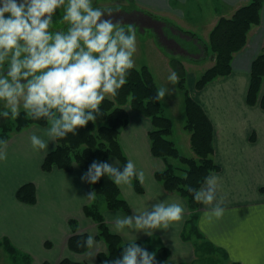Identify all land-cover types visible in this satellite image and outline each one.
Instances as JSON below:
<instances>
[{"label": "crops", "instance_id": "obj_1", "mask_svg": "<svg viewBox=\"0 0 264 264\" xmlns=\"http://www.w3.org/2000/svg\"><path fill=\"white\" fill-rule=\"evenodd\" d=\"M122 1L125 4L100 9L105 12L111 10V14L116 13V16L140 14L141 35H152L159 46L156 57L151 61L146 59L145 64L156 84L155 69L159 77L167 76L173 71L171 60L181 61L191 78V95L214 126V161L220 170L212 174L220 178L218 197L223 200L225 211L219 219H207L209 209L200 204L199 231L207 241L227 252L230 263L264 264V109L260 105L250 107L246 102L252 64L264 49V8L260 24L253 28L247 45L233 59L231 75L198 92L196 81L214 65V56L204 49L211 31L221 18H231L250 0H207L206 4L202 0ZM203 5L209 8L207 18L198 15L200 11L202 13ZM116 16L112 19L119 23L114 19ZM128 22L132 24V21ZM174 48L183 53L176 55ZM196 72H201L199 78ZM175 101L174 97L169 103L174 108ZM183 106L185 110L184 101ZM129 116V125L122 131L120 143L137 172L145 174L144 193L138 194L133 183L131 187L119 185L131 213L103 209L106 223L125 243L136 240L148 252L152 250L156 264H192L196 259L195 245L182 239L190 218L188 204L180 195L166 191L155 178V174L163 171L166 165L162 159L152 155L151 121L133 110L129 111ZM49 127L32 126L14 133L3 146L7 159L0 161V242L9 240L18 255L26 254L33 258L31 264H60L65 259L75 263L100 264L98 255L106 253L107 246L96 240L97 224L84 212L95 197L89 184L81 179L83 171L76 166L72 173L58 168L46 173L42 165L56 148L57 141L49 142L46 153L34 150L31 145L33 134L49 140L45 134ZM183 128L188 135L180 134L178 142L188 147L189 155L182 154L177 143L176 147L182 156L195 157L191 134L185 125ZM115 161L118 160L111 158L108 163L114 164ZM118 166L123 169L119 161ZM29 183L36 187L35 205L22 203L17 198L18 190ZM90 193L93 195L89 198ZM161 200L180 204L184 208L183 221L167 230H155L152 236L127 227L121 232L115 230L117 216L133 215V210L142 212ZM71 221L77 222L78 234L94 238L93 247L85 254L74 253L69 248V240L73 236ZM161 248L169 250L171 255L166 261L159 262L157 255Z\"/></svg>", "mask_w": 264, "mask_h": 264}, {"label": "clouds", "instance_id": "obj_2", "mask_svg": "<svg viewBox=\"0 0 264 264\" xmlns=\"http://www.w3.org/2000/svg\"><path fill=\"white\" fill-rule=\"evenodd\" d=\"M61 8L62 19L69 26L66 31L52 32L54 17ZM136 51L134 28L114 23L111 10L93 7L92 0H0V117L18 118L23 109L34 120L48 121L45 134L49 140L35 134L30 137L33 149L46 153L50 141L69 133L77 135L79 128L96 122L105 98L118 95L127 83ZM168 80L178 84L179 74L173 70ZM171 93V89L161 87L152 99L160 102ZM6 143L0 141V145ZM6 159V151L0 147V161ZM104 176L116 185L129 187L133 178L141 184L145 178L144 172H137L134 162L128 160L122 170L118 161H93L81 179L95 184ZM219 179L212 174L199 189L186 186L194 200L209 209L207 219H219L225 211L218 197ZM133 213L117 216V232L127 227L152 236L155 230H167L184 219L180 204L164 200ZM135 241L106 264H156L155 253ZM84 243L92 248L93 236Z\"/></svg>", "mask_w": 264, "mask_h": 264}, {"label": "trees", "instance_id": "obj_3", "mask_svg": "<svg viewBox=\"0 0 264 264\" xmlns=\"http://www.w3.org/2000/svg\"><path fill=\"white\" fill-rule=\"evenodd\" d=\"M263 8L264 0H250L248 4L238 8L231 18H221L218 21L210 33L207 48L204 47L206 52L209 51L214 56V65L196 81L195 89L198 92L216 80L231 75L233 59L247 45L253 28L260 24ZM133 15L140 18L138 12ZM171 66L179 74V88L184 93L185 129L191 134V145L195 157L182 156L176 144L170 139L173 133V122L164 115L162 101L156 102L152 99L159 87L150 68L144 65L141 68L134 66L130 70L127 83L118 91V95L105 98L101 104L102 115L95 123L89 122L85 127L79 128L77 135L69 133L65 138L56 140L57 146L47 155L42 170L50 173L54 168H58L72 173L78 166L85 173L93 161L108 163L111 158L117 159L124 166L129 159L120 143V136L129 125L128 109L130 108L148 118L152 123V130L149 132L151 152L155 158L162 159L166 165L163 171L155 174L156 180L166 191L184 198L190 209V218L186 222L182 239L195 245L196 259L192 264H237L230 263L227 252L207 241L199 231L200 203L194 200L193 195L186 190V186L199 189L204 184L205 177L220 170L214 161V126L203 107L187 89L188 73L182 62L176 58L172 59ZM250 76L246 102L250 107L260 105L264 109V49L253 62ZM32 126L48 127L50 123L44 119L34 120L28 117L24 110L15 119L11 116L7 119L0 117V141L8 142L14 133H20ZM3 146L0 145V147ZM132 183L138 194L144 193V187L138 179L133 178ZM89 186L95 200L85 207L84 212L86 217L92 219L98 226L99 233L96 240L103 241L107 246V252L98 255L99 263L106 264L120 257L123 248L129 243H125L120 236L110 230L102 207L126 214L131 213V208L123 197L119 185L107 176ZM17 198L22 203L35 205L37 202L35 185L32 183L23 185L17 192ZM70 226L73 231V236L69 240L70 250L77 254L87 253L91 248H88L84 242L89 235L78 234L76 221H71ZM136 243L144 247L142 243ZM0 246L15 257L18 264L20 255L10 241H1ZM170 255L169 250L161 248L157 255L158 261H166ZM24 257L27 259L26 264L32 263L30 256L24 255ZM60 264L83 263L65 259Z\"/></svg>", "mask_w": 264, "mask_h": 264}, {"label": "rangeland", "instance_id": "obj_4", "mask_svg": "<svg viewBox=\"0 0 264 264\" xmlns=\"http://www.w3.org/2000/svg\"><path fill=\"white\" fill-rule=\"evenodd\" d=\"M202 3L206 4L207 0H202ZM92 4H93V7L108 8V7H112V6L123 5V4H125V2H123L122 0H92ZM202 9H203L202 13L200 11V13L198 14L199 17L203 16L202 18H207L208 14H209V8H206L203 5ZM195 11H194V14L196 16H198L195 13ZM63 15H64L63 8L57 10V13L54 17V23L50 29L52 32L66 31L67 30V27L69 25L67 24V22L63 21V19H62ZM112 16H116V13L111 14V18H112ZM114 19L116 21H118L119 23H121V24H119V23L118 24L120 26L124 27L125 29H127L129 26H131L135 30L137 51L134 54V62H135V66L137 68H141L142 66L147 64V62H146L147 60L151 61L154 57H156V54H158V53H156V51L159 50L158 49L159 46L155 42V38L152 35H148V34L147 35H141L142 29H141L140 25H142V23L139 21L140 18H136V16L132 15L131 17L130 16H128V17L116 16ZM128 21H132V24H131V22L129 23ZM175 22L176 21H173L174 24H175ZM173 52L176 53V55H178L177 53H179V54L183 53V52H181V50H177L175 48H174ZM154 73H155L157 85L159 88L167 87V88L172 90L171 95H166L164 100H162V105L164 108V115L172 118L173 122H174L173 133L170 136V139L173 142H175V144L176 143L178 144V146H179L178 148L182 154L188 156L189 155L188 147L185 148L183 145H181L178 142L180 134L188 135V133H186L184 131V128H183L185 123H186V115H185V110H184V106H183V101H184L183 92L179 88L178 84L172 85L169 82L168 76L170 73L167 74V76L165 74L161 73V74H163L162 77H159V74H158L159 72L156 69H155ZM200 73L199 74L197 73L198 78L201 76ZM190 80H191V78L187 75L186 87L188 90H190L192 88L189 86ZM164 82H167V83L164 84ZM174 97L176 99L175 108L169 104L170 100H171V102H173ZM106 98H111V96H107ZM2 110H3V105H2V103H0V111H2ZM128 110L130 111L131 109L129 108ZM21 111H23V109ZM103 209H106V208L103 206L102 210ZM98 233H99V231L97 232V235H98ZM101 242H103V241H101ZM150 252L154 253L152 250H150ZM24 255H26V254H24ZM24 255H20L18 257V264H26L27 259L24 257ZM31 260H33L32 257H31ZM16 262H17L16 258L13 257L12 255H10L4 248L0 249V264H17Z\"/></svg>", "mask_w": 264, "mask_h": 264}]
</instances>
